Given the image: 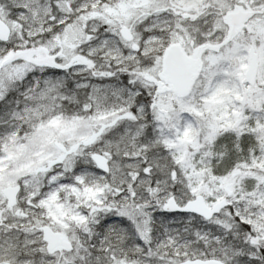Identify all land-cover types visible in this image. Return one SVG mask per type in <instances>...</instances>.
<instances>
[{
    "label": "snow or ice",
    "instance_id": "6c2138e0",
    "mask_svg": "<svg viewBox=\"0 0 264 264\" xmlns=\"http://www.w3.org/2000/svg\"><path fill=\"white\" fill-rule=\"evenodd\" d=\"M0 264H264V0H0Z\"/></svg>",
    "mask_w": 264,
    "mask_h": 264
}]
</instances>
